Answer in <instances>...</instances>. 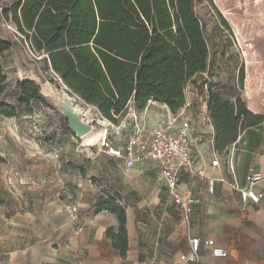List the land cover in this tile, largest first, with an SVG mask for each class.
<instances>
[{
  "label": "rangeland",
  "instance_id": "374dc122",
  "mask_svg": "<svg viewBox=\"0 0 264 264\" xmlns=\"http://www.w3.org/2000/svg\"><path fill=\"white\" fill-rule=\"evenodd\" d=\"M12 1L0 0V38L12 43L0 59L7 78L0 103L17 109L16 117L0 118V241L7 249L32 244L54 250L57 255L70 254L77 261L80 255L71 248L76 247L83 226L93 227L84 224V219L94 217L99 197L113 196L125 213L128 207L138 212L137 205L152 200L155 192L148 191L151 184L146 180L117 190L95 178L98 165L106 160L99 146L102 135L95 142L85 143L77 137L68 123L75 117L63 97L67 95L74 105L90 113L94 122L86 126L100 132L105 129L109 135L111 130L101 123L96 108L68 91L47 68L43 56H37L15 26L1 17L2 9ZM195 13L205 23L209 52L208 74L197 78V85L209 79L227 100L239 98L247 110L264 116V0L198 1ZM27 80L39 86L44 99L31 102L29 112L17 102L16 84ZM48 88L56 100L44 95L50 92ZM197 106L194 104L191 113ZM244 147L239 143L235 152L240 180L244 175ZM258 154L264 150L251 157V166L257 163ZM100 215L104 223L116 227L113 215Z\"/></svg>",
  "mask_w": 264,
  "mask_h": 264
},
{
  "label": "trees",
  "instance_id": "16d2710c",
  "mask_svg": "<svg viewBox=\"0 0 264 264\" xmlns=\"http://www.w3.org/2000/svg\"><path fill=\"white\" fill-rule=\"evenodd\" d=\"M198 1L211 4V0H13L1 17L15 26L37 56H43L68 91L113 124L130 104L140 112L151 101L177 112L191 81L207 96L215 151L224 155L233 144L236 150L239 143L245 146L242 180L236 165L242 184L251 157L264 150V116L247 110L239 98L227 100L209 79L197 85L196 79L208 74L209 56L205 23L195 13ZM11 47L10 41L0 38V59ZM6 80L0 60V96ZM16 86L17 102L27 112L31 102L44 100L33 81ZM16 113L15 107L0 103V118H14ZM100 213L116 218V227L107 228L104 237L125 258L124 207L113 196H101L94 205V214Z\"/></svg>",
  "mask_w": 264,
  "mask_h": 264
},
{
  "label": "crops",
  "instance_id": "0c3cea01",
  "mask_svg": "<svg viewBox=\"0 0 264 264\" xmlns=\"http://www.w3.org/2000/svg\"><path fill=\"white\" fill-rule=\"evenodd\" d=\"M261 155L256 156L257 163L253 165L256 168ZM103 157L106 160L102 159L98 165L95 177L101 184L107 181L114 189L123 190L129 183L138 186L146 180L151 184L148 191L155 192L152 200L137 205L138 212L135 207L126 210V257L122 259L105 239L111 223H104L103 216L98 214L88 218L89 221L84 219V224L93 227L83 226L76 247L71 248L80 255L77 261L70 254L57 255L54 250L32 244L7 249L0 241V264H177L180 256L188 254L190 238L201 241L197 264H264V182L255 185L263 193L260 203L245 207L232 200L227 185H217L215 193L209 195L204 184H195L191 191L197 204L189 220L184 221L171 204L154 168L137 165L125 171L116 161ZM92 228L93 231H86ZM206 240L214 241L227 257H211L210 249L203 244Z\"/></svg>",
  "mask_w": 264,
  "mask_h": 264
},
{
  "label": "built area",
  "instance_id": "2783aa9c",
  "mask_svg": "<svg viewBox=\"0 0 264 264\" xmlns=\"http://www.w3.org/2000/svg\"><path fill=\"white\" fill-rule=\"evenodd\" d=\"M198 94L197 86L189 81L184 89V104L177 112L150 101L140 112L132 104L128 105L117 124L102 118L111 132L109 135L104 130L99 144L103 154L125 171L137 165L154 168L171 204L184 221L189 220L197 204L191 191L195 184H204L209 195L215 193L217 185H227L232 200L244 207L256 206L263 198V193L257 191L255 185L264 182V154L258 167L251 166L244 182L239 183L235 144L224 155L215 151L207 96ZM194 104L198 106L191 113ZM188 243V254L180 256L177 264H197L201 241L190 238ZM203 244L210 249L211 257H227L214 241L206 240Z\"/></svg>",
  "mask_w": 264,
  "mask_h": 264
},
{
  "label": "bare ground",
  "instance_id": "6f19581e",
  "mask_svg": "<svg viewBox=\"0 0 264 264\" xmlns=\"http://www.w3.org/2000/svg\"><path fill=\"white\" fill-rule=\"evenodd\" d=\"M48 90L50 91V88H48ZM46 96H49L51 99L56 100L57 96L53 93L48 92L47 94H44ZM63 99L65 100V103L68 105V108L70 110V113L72 115V117L78 118L79 120H82L85 125H89L91 123H93V120H90V113L89 112H85L84 110H82L81 108L77 107L76 105L73 104V100H71V98H69L67 95L63 97ZM103 123V122H101ZM102 125V124H101ZM105 130V129H104ZM103 130V131H104ZM103 131H99L97 129H95L93 126H90L88 129V133H86L85 135H83L80 139L85 143V142H95L98 135L99 134H103ZM100 137V136H99Z\"/></svg>",
  "mask_w": 264,
  "mask_h": 264
},
{
  "label": "water",
  "instance_id": "95a60500",
  "mask_svg": "<svg viewBox=\"0 0 264 264\" xmlns=\"http://www.w3.org/2000/svg\"><path fill=\"white\" fill-rule=\"evenodd\" d=\"M68 123L77 137H82L83 135L88 133L89 127L82 124L78 119L69 118Z\"/></svg>",
  "mask_w": 264,
  "mask_h": 264
}]
</instances>
